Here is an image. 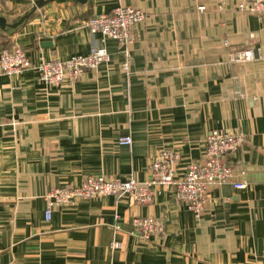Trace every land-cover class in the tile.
<instances>
[{
  "label": "crops",
  "instance_id": "1",
  "mask_svg": "<svg viewBox=\"0 0 264 264\" xmlns=\"http://www.w3.org/2000/svg\"><path fill=\"white\" fill-rule=\"evenodd\" d=\"M36 1L0 0V56L20 47L40 64L102 44L111 59L59 86L0 69V264H264V17L240 12L237 0H56L9 27ZM119 6L146 12L128 72L123 46L84 25ZM245 50L253 61L232 62ZM212 130L246 134L226 159L247 188L210 187L199 218L162 188L147 206L103 196L46 220L52 189L97 175L145 182L163 151L179 153L183 177L207 159ZM126 137L131 145L120 144ZM151 216L164 234L133 236L134 218Z\"/></svg>",
  "mask_w": 264,
  "mask_h": 264
},
{
  "label": "built area",
  "instance_id": "2",
  "mask_svg": "<svg viewBox=\"0 0 264 264\" xmlns=\"http://www.w3.org/2000/svg\"><path fill=\"white\" fill-rule=\"evenodd\" d=\"M224 2L225 0H221ZM237 7L242 13L264 17V0H237ZM146 12L132 6H119L110 14H99L85 22V28L91 34L100 33L103 44L110 39L123 46L127 61L123 64V70L130 69V45L136 37L135 27L145 22ZM108 49L94 45L88 55H76L69 59H53L35 64L29 58L24 49L15 47L5 49L0 56V69L5 74L18 75L24 71H37L40 80L46 84L59 86L65 79L76 80L87 71L96 70L101 64L110 61ZM253 50H245L232 59V62L253 61ZM246 134L239 131L230 133L223 130H212L206 138L207 159L203 164H191L185 175L177 178V165L180 155L173 150L161 152L149 166L150 179L139 182L132 178L127 181L108 179L103 175L89 176L79 187H62L52 189L46 196L48 205L45 211L46 220L52 218L53 209L63 205L73 204L84 199H95L103 196H116L118 198L130 197L137 205H150L156 190L173 188L176 199L187 204L189 209L199 218L204 211L207 192L210 187L221 184H232L234 188L245 189L247 184L234 181V168L226 159L229 154H234L246 143ZM132 138L126 137L120 140L122 145H131ZM134 232L132 235L144 241H150L152 236L162 235L165 232L166 223L153 216L135 217L133 220ZM121 244H113L117 249Z\"/></svg>",
  "mask_w": 264,
  "mask_h": 264
},
{
  "label": "water",
  "instance_id": "3",
  "mask_svg": "<svg viewBox=\"0 0 264 264\" xmlns=\"http://www.w3.org/2000/svg\"><path fill=\"white\" fill-rule=\"evenodd\" d=\"M52 1H56V0H38L35 2L33 9L31 10V12L27 13L26 15L22 16L21 19L16 22L15 24L9 26L11 28H17L19 26L22 25V23H24L25 20L29 19L31 17V15L39 8H41L42 6L52 2ZM81 2H86L87 0H79ZM7 26V21L6 18L0 17V28L4 30V28H6Z\"/></svg>",
  "mask_w": 264,
  "mask_h": 264
}]
</instances>
